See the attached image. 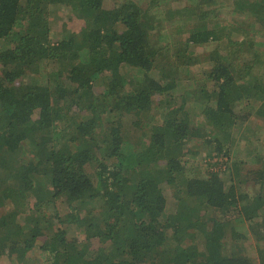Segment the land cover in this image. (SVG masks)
I'll return each mask as SVG.
<instances>
[{
	"label": "trees",
	"instance_id": "1",
	"mask_svg": "<svg viewBox=\"0 0 264 264\" xmlns=\"http://www.w3.org/2000/svg\"><path fill=\"white\" fill-rule=\"evenodd\" d=\"M112 1L0 0V264H264V0Z\"/></svg>",
	"mask_w": 264,
	"mask_h": 264
},
{
	"label": "rangeland",
	"instance_id": "2",
	"mask_svg": "<svg viewBox=\"0 0 264 264\" xmlns=\"http://www.w3.org/2000/svg\"><path fill=\"white\" fill-rule=\"evenodd\" d=\"M137 2H140L141 4H147V5H156L157 10L159 11V15H161V17L165 18L167 16V11L168 10H175V9H179L182 8L186 3H188V0H135ZM110 3H114V1L111 0ZM147 8H150L149 6H147ZM150 10H152V14L149 15L150 18L155 14L153 12H155L154 8H150ZM156 10V12H158ZM64 14V16L67 18V23L70 25V30H73V22H72V18H75L74 13L72 12V10H67L65 9V11L62 12ZM231 15L229 13H225L223 12V17L224 18H229ZM157 22V21H156ZM179 22L174 21L171 22L170 20H166L165 21V25L170 26L172 28V34H176L178 37H180V33L177 31V29H175V24H177ZM172 25L174 27H172ZM251 30H256V28H251L249 27ZM175 30V31H174ZM185 37V36H184ZM257 40L260 42H264V36H259L257 38ZM216 46V43H210L206 46H192L190 48V50L192 51L193 54H195V56L197 55H202L204 53H209L211 52L214 47ZM263 46H259L258 49H263ZM168 50H164L163 52H166ZM169 53L171 54L172 51H169ZM170 56L168 57H159V58H163V59H159L157 61L158 65H164L165 63H167L170 60ZM199 57V56H197ZM205 57V54L197 59H195V62L200 61L202 58ZM47 69V68H45ZM198 69H200V66L198 63H194L193 67H192V71H197ZM45 76H47V72L44 73ZM193 89V88H192ZM190 97H192V99H195V95H191ZM159 121V117H156V121L155 123H158ZM72 121L67 122L66 124L69 125L71 124ZM243 130V136H239L236 140V142L233 145L232 148V157L233 159L235 158H244V159H248L250 158V156H248V151H252L253 147L256 145H259V149H264V138L263 140L258 144H253V140L255 139L256 135H261L264 137V120H262L260 117H255V116H251V118L247 121V123L245 124ZM253 136H255L253 138ZM253 138V140H252ZM148 144V140H146L143 143V147H146ZM205 153V147L204 149H202V155H204ZM199 162L201 164V172L204 173V171L208 170V169H215L218 170L220 168H218L217 166H213L210 163H208L206 160L203 159V157L199 158ZM122 165H124V174L126 175L127 179L129 180L128 183H126L125 187H124V191L123 194L126 196H129L132 192H133V187H135L137 181L141 178L142 172H140V170L136 169V161L135 159H123V163ZM224 169V168H223ZM86 173L87 175L90 177L91 180H96L98 174L95 173L94 170V165L89 164L86 167ZM202 174V173H201ZM143 176V175H142ZM180 179V178H179ZM172 192V190H171ZM129 193V195H128ZM170 192H168L169 194ZM174 194V193H173ZM92 205L94 206V208L96 209L98 207V203L95 199H93V203ZM248 245V250L249 253L251 254L252 257H255L257 255L256 249L253 246V244L251 242L247 243ZM40 257H34L32 260H29L26 264H42V262H40ZM256 263L258 264L259 261H257V258L255 259ZM25 264V263H24Z\"/></svg>",
	"mask_w": 264,
	"mask_h": 264
}]
</instances>
